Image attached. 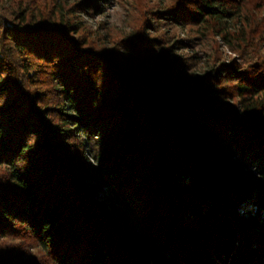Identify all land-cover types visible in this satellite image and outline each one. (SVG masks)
<instances>
[{
  "label": "trees",
  "instance_id": "1",
  "mask_svg": "<svg viewBox=\"0 0 264 264\" xmlns=\"http://www.w3.org/2000/svg\"><path fill=\"white\" fill-rule=\"evenodd\" d=\"M99 1L0 6V238L55 264H264V190L242 167L264 178V70L222 62L191 82L146 19L97 46L73 8ZM170 1L154 12L188 31L174 48L217 36L259 57L247 0Z\"/></svg>",
  "mask_w": 264,
  "mask_h": 264
},
{
  "label": "rangeland",
  "instance_id": "2",
  "mask_svg": "<svg viewBox=\"0 0 264 264\" xmlns=\"http://www.w3.org/2000/svg\"><path fill=\"white\" fill-rule=\"evenodd\" d=\"M34 1L40 2L46 9H51L52 4L50 3L53 1L62 2L67 8H71L73 3L77 2L79 4L84 0ZM247 1L249 6L246 11L249 15L251 13L249 20H252L256 24L257 20H261L260 23L264 24V0ZM170 2V0H100L97 4L98 8L96 6L87 7L86 5H82L81 7L75 6L73 11L75 13L74 16L85 27L83 32L94 39L97 46L106 44L108 48H112L111 46L115 44L114 42L119 41L126 34L137 36L138 32L142 31V24L146 19L148 25L145 27L144 33L148 38L160 40V46L162 44L165 49H168L163 55L170 59L171 57H180L187 63H192L186 71L188 77H191L189 78L191 82L195 75L203 74L204 69L222 62L235 63L239 70L248 69L254 64H257L256 69L260 67L264 70V44L262 42H259L256 48L259 57H238L239 53L231 50L233 48L225 46L223 41L217 36H212L208 40H201L200 36L195 38L188 46L178 45L174 48V41L186 38L188 31H181L179 28L168 24L158 23L154 12L157 9H163ZM9 3L8 0H0L1 7L9 6ZM0 13H2V10H0ZM165 29L169 31L168 36L164 35ZM256 37L254 36L255 40ZM110 42L112 44L109 45ZM162 49L160 50L162 51ZM195 52L199 55L196 62L189 57ZM259 71L262 70L260 69ZM225 83L233 84L235 80L228 79ZM218 104H223V102ZM246 165H249L247 169L245 168ZM242 167L249 173H254V176L251 177L253 183L257 185L256 188L264 190V178H260L256 168L246 161H243ZM189 180L190 178L188 177L186 182ZM95 199L100 203L110 204L105 194L99 193L95 196ZM124 210L125 208L116 210V214H119V212L122 214ZM239 210L241 211V209ZM255 212L256 209L253 208V213ZM239 218L240 220L247 221L250 217L248 214L240 213ZM258 235H264V231ZM0 253L4 256L5 262L7 256L11 257V261L14 258L16 263L10 262L9 264H55L53 259L46 252L39 249L32 238L25 234H18L17 238H0ZM222 264L225 263L222 262Z\"/></svg>",
  "mask_w": 264,
  "mask_h": 264
}]
</instances>
